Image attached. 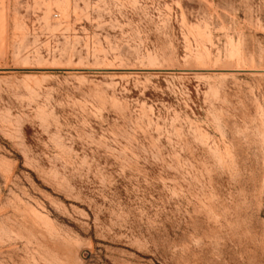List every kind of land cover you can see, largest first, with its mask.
Here are the masks:
<instances>
[{
	"label": "rangeland",
	"instance_id": "obj_1",
	"mask_svg": "<svg viewBox=\"0 0 264 264\" xmlns=\"http://www.w3.org/2000/svg\"><path fill=\"white\" fill-rule=\"evenodd\" d=\"M0 264H264V0H0Z\"/></svg>",
	"mask_w": 264,
	"mask_h": 264
}]
</instances>
